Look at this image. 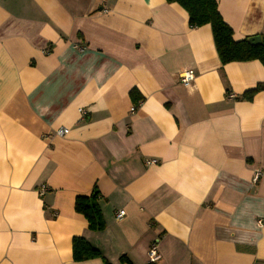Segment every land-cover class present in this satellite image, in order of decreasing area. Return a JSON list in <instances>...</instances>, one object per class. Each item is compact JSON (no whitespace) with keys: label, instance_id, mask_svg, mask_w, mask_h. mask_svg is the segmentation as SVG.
Returning <instances> with one entry per match:
<instances>
[{"label":"crops","instance_id":"obj_1","mask_svg":"<svg viewBox=\"0 0 264 264\" xmlns=\"http://www.w3.org/2000/svg\"><path fill=\"white\" fill-rule=\"evenodd\" d=\"M216 1L235 40L264 36V0ZM259 82L176 2L0 0V264H147L153 243L156 264H264V89L235 98ZM93 189L100 230L74 208Z\"/></svg>","mask_w":264,"mask_h":264},{"label":"trees","instance_id":"obj_2","mask_svg":"<svg viewBox=\"0 0 264 264\" xmlns=\"http://www.w3.org/2000/svg\"><path fill=\"white\" fill-rule=\"evenodd\" d=\"M178 3L188 14L189 27H199L209 24L214 45L222 64L230 61L259 60L264 66V36L262 42L252 45L247 37L235 40L232 28L225 23L217 9L216 0H166ZM264 89V83H257L253 88L245 90L235 98L251 101L254 95ZM133 91H131L132 93ZM74 208L88 221L91 230H100L104 226L98 204V191L92 190L89 196H76ZM73 260H84L99 256V251L91 246L83 237L74 236L71 241ZM147 264H156L149 261Z\"/></svg>","mask_w":264,"mask_h":264},{"label":"built area","instance_id":"obj_3","mask_svg":"<svg viewBox=\"0 0 264 264\" xmlns=\"http://www.w3.org/2000/svg\"><path fill=\"white\" fill-rule=\"evenodd\" d=\"M193 78H194V75H193V73H192L191 70H184V71L181 72L180 75H179V80H180V82L183 83L184 85H188V84H190V82L193 80ZM79 112H80L82 115H84L85 110H84L83 108H79ZM67 132H68V129H67V128H64V127L58 128V129L55 131V133H56L57 135H60V136H63V135L66 134ZM156 162H157L156 159H146V160H145V164H146V165H151L152 163H156ZM263 171H264V170H260V169L256 170L255 173H254V176H253V180H254V181H257L258 178L260 177V175L262 174ZM44 191H45V186H41V188H40V193L42 194V193H44ZM124 214H125L124 209H119V210L115 213V218H116V219H121V218H123ZM257 223H258V225H261V224H262V223H261V220H258ZM156 250H157V249H156V245H155V243H153V244L150 246L149 250H148V256H149V259H150L151 261H154V260L158 257V254H157V251H156Z\"/></svg>","mask_w":264,"mask_h":264},{"label":"water","instance_id":"obj_4","mask_svg":"<svg viewBox=\"0 0 264 264\" xmlns=\"http://www.w3.org/2000/svg\"><path fill=\"white\" fill-rule=\"evenodd\" d=\"M247 41L252 45H257L262 42V36L260 35L249 36L247 37Z\"/></svg>","mask_w":264,"mask_h":264}]
</instances>
